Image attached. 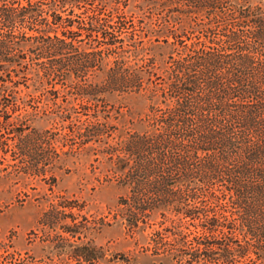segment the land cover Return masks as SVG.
<instances>
[{"label":"trees","instance_id":"1","mask_svg":"<svg viewBox=\"0 0 264 264\" xmlns=\"http://www.w3.org/2000/svg\"><path fill=\"white\" fill-rule=\"evenodd\" d=\"M80 1L89 6L74 12ZM80 32L97 44L76 43L72 36ZM57 78L92 108L89 118H70L66 127L77 146L103 144L109 170L128 193L121 218L135 224L157 213L173 223L187 217L208 231L220 229L218 237H195L191 251L163 249L175 262L187 253V264H264L261 5L0 0V110L26 108L47 79ZM19 79H29L22 84L30 89L22 92ZM105 93L142 97L141 127L113 139L115 126L98 113ZM56 206L44 220L63 218Z\"/></svg>","mask_w":264,"mask_h":264},{"label":"rangeland","instance_id":"2","mask_svg":"<svg viewBox=\"0 0 264 264\" xmlns=\"http://www.w3.org/2000/svg\"><path fill=\"white\" fill-rule=\"evenodd\" d=\"M252 2L264 8V0ZM79 5L73 6L74 12L89 6L81 1ZM118 6L122 7L120 1ZM67 11L64 5L58 12L63 16ZM133 21L139 28L136 17ZM72 37L83 46L97 44L82 32ZM19 81L22 92L30 89ZM102 96L98 113L115 126L113 139L124 130L141 127L138 118L146 111L142 97ZM28 101L24 109L0 110L1 264H187L189 254L175 262L163 249L191 251L197 245L195 237H218L220 229L208 231L187 217L177 224L156 213L129 224L120 217L127 189L109 170L100 151L103 144L90 141L77 146L71 141L78 137L66 127L70 118H89L92 108L73 97L59 78L47 79ZM53 206L63 218L44 220ZM198 264H204L202 259Z\"/></svg>","mask_w":264,"mask_h":264}]
</instances>
